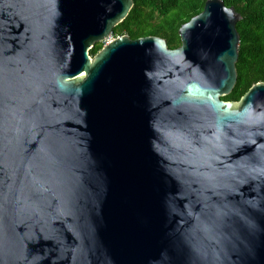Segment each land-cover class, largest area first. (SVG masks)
Masks as SVG:
<instances>
[{"label":"water","instance_id":"95a60500","mask_svg":"<svg viewBox=\"0 0 264 264\" xmlns=\"http://www.w3.org/2000/svg\"><path fill=\"white\" fill-rule=\"evenodd\" d=\"M133 0H0V264H264V83L238 102L221 0L164 40Z\"/></svg>","mask_w":264,"mask_h":264},{"label":"trees","instance_id":"16d2710c","mask_svg":"<svg viewBox=\"0 0 264 264\" xmlns=\"http://www.w3.org/2000/svg\"><path fill=\"white\" fill-rule=\"evenodd\" d=\"M207 0H133L128 16L112 30V36L126 35L131 40L157 37L168 49L179 47V28L202 12ZM233 8L240 20L235 29L239 36L236 84L225 102H238L256 83H264V0H221ZM102 47L96 44L94 56Z\"/></svg>","mask_w":264,"mask_h":264},{"label":"built area","instance_id":"2783aa9c","mask_svg":"<svg viewBox=\"0 0 264 264\" xmlns=\"http://www.w3.org/2000/svg\"><path fill=\"white\" fill-rule=\"evenodd\" d=\"M112 38H113V36L110 37L109 39H105L101 44H102V45L107 44V43L109 42V40H111Z\"/></svg>","mask_w":264,"mask_h":264}]
</instances>
